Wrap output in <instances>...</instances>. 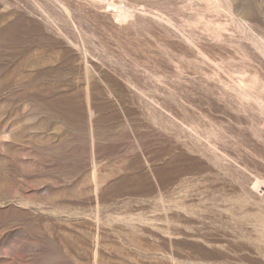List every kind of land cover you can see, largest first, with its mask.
<instances>
[{"label":"rangeland","instance_id":"1","mask_svg":"<svg viewBox=\"0 0 264 264\" xmlns=\"http://www.w3.org/2000/svg\"><path fill=\"white\" fill-rule=\"evenodd\" d=\"M0 264H264V0H0Z\"/></svg>","mask_w":264,"mask_h":264}]
</instances>
